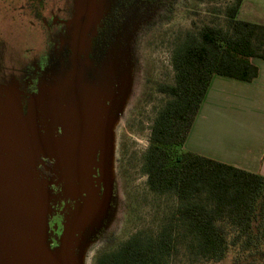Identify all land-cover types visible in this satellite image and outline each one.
Segmentation results:
<instances>
[{
    "label": "trees",
    "instance_id": "1",
    "mask_svg": "<svg viewBox=\"0 0 264 264\" xmlns=\"http://www.w3.org/2000/svg\"><path fill=\"white\" fill-rule=\"evenodd\" d=\"M223 26L187 34L172 54L174 83L144 153L150 190L178 205L154 236L136 233L95 264H170L185 251L192 263L264 264V176L188 151L185 145L215 76L253 82L264 61V26L238 19L244 0H229Z\"/></svg>",
    "mask_w": 264,
    "mask_h": 264
},
{
    "label": "water",
    "instance_id": "2",
    "mask_svg": "<svg viewBox=\"0 0 264 264\" xmlns=\"http://www.w3.org/2000/svg\"><path fill=\"white\" fill-rule=\"evenodd\" d=\"M89 35L83 25L69 34V62L52 67L27 117L12 97L0 102V264H86L90 229L107 215L109 198H101L93 184L92 158L99 151L105 154L101 175L106 185H113L116 143L86 135L85 118L92 115L100 94L91 69ZM108 60L110 74L123 84L116 98H124L132 84L131 56L123 50ZM41 157L55 162L52 185L62 186L61 193L38 181L35 170ZM68 199L81 204L68 216L59 246L52 248L49 218L53 206Z\"/></svg>",
    "mask_w": 264,
    "mask_h": 264
},
{
    "label": "flooded vegetation",
    "instance_id": "3",
    "mask_svg": "<svg viewBox=\"0 0 264 264\" xmlns=\"http://www.w3.org/2000/svg\"><path fill=\"white\" fill-rule=\"evenodd\" d=\"M181 2L182 0H0V102L6 103L12 97L18 111L23 117H27L34 97L48 82L52 67L59 62H69L72 51L65 41L76 27L83 25L84 31L90 34L89 58L93 62L91 69L93 75L95 73L94 85L97 93H100L92 115L85 118V133L88 137L99 136L103 140L106 138L107 143L115 144L117 122L119 118L122 121L126 111L130 110L132 95L116 98V93H121L123 84L110 74L109 56L127 50L135 68L134 84H137L136 76L142 70L137 50L142 39H145L149 30L164 15L179 7ZM82 16L90 18L81 20ZM125 119L127 120L126 116ZM59 134H63L62 129ZM103 160L105 161V154L100 151L92 158V181L101 198L108 195L109 208L101 223L90 229V240L105 243L112 239L111 230L118 222L121 204L117 200V183L106 185L102 178L101 172L105 167ZM101 163L102 166L99 167ZM54 165L52 159L41 157L35 172L38 181L59 194L62 186L52 185ZM86 197L84 194V198ZM79 204L80 200L68 199L60 200L53 206L54 213L49 218V243L52 248L59 246L66 220ZM101 253L96 255L95 261Z\"/></svg>",
    "mask_w": 264,
    "mask_h": 264
},
{
    "label": "rangeland",
    "instance_id": "4",
    "mask_svg": "<svg viewBox=\"0 0 264 264\" xmlns=\"http://www.w3.org/2000/svg\"><path fill=\"white\" fill-rule=\"evenodd\" d=\"M229 3V0H182L179 7L164 15L142 39L137 50L142 70L136 76L137 84H134L135 68L132 64V84L126 92L132 95V104L125 114L127 120H124L125 116L122 121L119 118L116 129L115 183L121 214L111 230L112 239L105 243H90L86 250V264H95L98 253L115 250L119 243L136 233L156 237L170 221L178 205L176 196L173 193H153L144 171V153L149 145L152 125L169 100L167 95L159 92V87L174 83V49L184 42L188 33L196 36L203 26H223V13ZM170 264H233V255L218 263H192L181 250Z\"/></svg>",
    "mask_w": 264,
    "mask_h": 264
},
{
    "label": "crops",
    "instance_id": "5",
    "mask_svg": "<svg viewBox=\"0 0 264 264\" xmlns=\"http://www.w3.org/2000/svg\"><path fill=\"white\" fill-rule=\"evenodd\" d=\"M238 19L264 26V0H244ZM244 82L215 76L185 149L264 176V61Z\"/></svg>",
    "mask_w": 264,
    "mask_h": 264
}]
</instances>
